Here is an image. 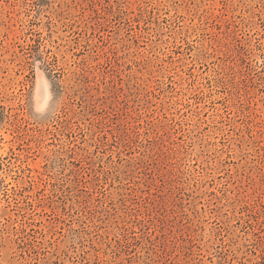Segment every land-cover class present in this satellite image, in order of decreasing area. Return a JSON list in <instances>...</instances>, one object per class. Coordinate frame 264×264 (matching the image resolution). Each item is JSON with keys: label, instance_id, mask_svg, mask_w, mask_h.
Segmentation results:
<instances>
[{"label": "rangeland", "instance_id": "1", "mask_svg": "<svg viewBox=\"0 0 264 264\" xmlns=\"http://www.w3.org/2000/svg\"><path fill=\"white\" fill-rule=\"evenodd\" d=\"M0 264H264V0H0Z\"/></svg>", "mask_w": 264, "mask_h": 264}]
</instances>
